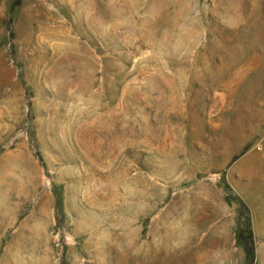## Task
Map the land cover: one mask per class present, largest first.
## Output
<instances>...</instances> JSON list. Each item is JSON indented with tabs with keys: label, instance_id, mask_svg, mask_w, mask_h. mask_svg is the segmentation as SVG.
Instances as JSON below:
<instances>
[{
	"label": "rangeland",
	"instance_id": "obj_1",
	"mask_svg": "<svg viewBox=\"0 0 264 264\" xmlns=\"http://www.w3.org/2000/svg\"><path fill=\"white\" fill-rule=\"evenodd\" d=\"M0 264H264V0H0Z\"/></svg>",
	"mask_w": 264,
	"mask_h": 264
},
{
	"label": "trees",
	"instance_id": "obj_2",
	"mask_svg": "<svg viewBox=\"0 0 264 264\" xmlns=\"http://www.w3.org/2000/svg\"><path fill=\"white\" fill-rule=\"evenodd\" d=\"M240 217L238 218L236 241L239 245H245L248 258H254V232L252 229L251 217L248 213V207L244 203H240Z\"/></svg>",
	"mask_w": 264,
	"mask_h": 264
}]
</instances>
